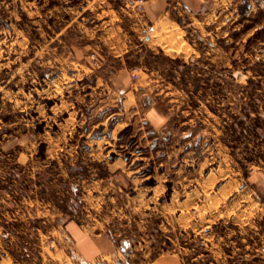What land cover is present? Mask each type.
I'll return each instance as SVG.
<instances>
[{"label":"rangeland","instance_id":"374dc122","mask_svg":"<svg viewBox=\"0 0 264 264\" xmlns=\"http://www.w3.org/2000/svg\"><path fill=\"white\" fill-rule=\"evenodd\" d=\"M146 1L0 0V245L40 196L121 216L143 264H264V0L217 29Z\"/></svg>","mask_w":264,"mask_h":264},{"label":"crops","instance_id":"0c3cea01","mask_svg":"<svg viewBox=\"0 0 264 264\" xmlns=\"http://www.w3.org/2000/svg\"><path fill=\"white\" fill-rule=\"evenodd\" d=\"M189 2L191 5L188 10L197 9L204 15L205 20L203 19L202 22H213L217 29L221 25L222 20L219 18L224 8L230 7L232 13L233 5L237 4L238 0H197L196 2L189 0ZM167 5V0H148L144 5V11L149 18L157 19L168 14ZM216 58L215 54L214 59ZM117 75L118 80L125 86L132 82L128 71H121ZM134 85L133 89H136V84ZM119 91L125 96L122 102L126 100L128 94L133 93L129 87ZM139 103L140 98L136 104ZM146 110L149 115H155L151 106ZM87 187L92 189L90 184ZM22 202L26 205V212L19 216L16 215L17 212L8 214L11 229L4 231L6 241L0 245V251L4 252L0 261L4 260L5 264H143L142 246L140 244L138 247L140 241L135 242L137 241L135 232L123 234L117 226L120 222L124 224L128 222L117 221L121 216L100 212L96 208L92 211L88 203L82 209L71 205L74 208L72 214L62 217V212L54 211V204L44 197H24ZM91 205L101 206L97 199H94ZM78 211L80 215L77 214ZM14 224L19 225L16 228ZM50 239L54 240L53 246ZM123 239L133 242L132 248L128 251H124L121 247L120 241ZM148 261L149 264H161L162 258L155 256Z\"/></svg>","mask_w":264,"mask_h":264},{"label":"built area","instance_id":"2783aa9c","mask_svg":"<svg viewBox=\"0 0 264 264\" xmlns=\"http://www.w3.org/2000/svg\"><path fill=\"white\" fill-rule=\"evenodd\" d=\"M139 8H141V6H139ZM132 75L134 78H136V73H133ZM50 243H51V246L55 244L53 239H50Z\"/></svg>","mask_w":264,"mask_h":264}]
</instances>
